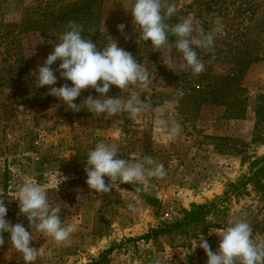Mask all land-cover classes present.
Instances as JSON below:
<instances>
[{"label": "rangeland", "instance_id": "374dc122", "mask_svg": "<svg viewBox=\"0 0 264 264\" xmlns=\"http://www.w3.org/2000/svg\"><path fill=\"white\" fill-rule=\"evenodd\" d=\"M75 2L83 5L74 10L69 5L65 18L43 14ZM166 3L177 9L165 19L170 27L191 18L197 30L193 35L202 29L215 37L211 49H196L205 65L199 74L180 69L181 54L171 32V58L164 50L153 51L150 41L137 43L139 30L128 10L132 0H0V200L8 208L6 219L13 223L10 211L19 209L18 187L30 179L46 190L51 207H60L65 215L62 222L75 226L62 243L33 228L30 246L43 245L51 251L38 257L35 264H87L108 250V264H207L208 257L197 240L204 237L215 252L220 243L217 234L238 220L249 223L254 242L264 241V0ZM84 13L90 24L85 36L81 34L83 38L92 40L98 50L113 39L149 72L147 88L130 85L120 90L112 86L107 93L122 99L138 93L147 105L138 118L127 112L93 116L83 103L89 95L98 97L92 88L82 90L74 101L81 104L82 112H74L49 94V86L36 87L33 73L52 53L69 23H76L75 17ZM35 19H42L46 34L31 26ZM120 24L125 25L123 32L118 29ZM257 55L263 57L254 60ZM19 56H23L25 74L12 81L17 70L10 66ZM60 62L51 66L54 71ZM55 74L58 83L54 87L71 86L59 72ZM232 74L247 88L242 115L204 100L197 107V97L177 95L209 90L215 78ZM154 93L170 97L161 96L153 105ZM174 124L180 129L175 135L171 133ZM101 141L117 146L119 158L135 162L147 156L154 161L150 167L164 165L166 175L146 177L136 185L143 194L158 199V207L125 184L109 193L88 189L86 156ZM250 175V181L225 196L231 182ZM105 183H110L108 177ZM219 197L223 200L217 202L206 222L193 225L198 229L196 236L191 229L142 238L162 222L182 217L184 210ZM130 204L137 211H130ZM203 227H209L205 234ZM3 238L0 264H24L7 233Z\"/></svg>", "mask_w": 264, "mask_h": 264}, {"label": "clouds", "instance_id": "9594fccd", "mask_svg": "<svg viewBox=\"0 0 264 264\" xmlns=\"http://www.w3.org/2000/svg\"><path fill=\"white\" fill-rule=\"evenodd\" d=\"M131 11L133 24L138 31L137 43L151 42L152 50L172 51L169 42V32L175 37V49L180 53L181 70L190 69L199 74L204 71L205 65L198 58L197 48L214 46L213 33L205 34L193 27L191 18L183 19L174 26L165 23L166 18H171L177 11L175 4L166 3V0H132ZM124 24L118 25L123 32ZM83 26L70 22L68 30L55 42L54 50L47 56L42 66H38L35 75L36 87L49 86V94L74 112L81 110L80 105L74 101L81 95L82 90L92 88L98 93L94 98L89 95L83 100L85 109L93 116L114 117L122 112H127L130 117L138 118L147 108L140 99L139 94L133 92L127 99L110 97L107 95L112 86L120 90L130 85L147 88L151 83L147 69L137 62L132 54L118 47L117 42L111 43L98 50L95 43L82 37ZM170 57V56H169ZM171 58V57H170ZM58 68L54 71L52 65L57 62ZM55 72L60 78L71 82L54 87L58 83ZM99 81V84H98ZM182 96L183 92H178ZM179 126L173 125L171 133L178 134ZM117 146L97 143L86 156V184L88 189L95 193H109L121 184H142L146 177H163L166 171L163 164H154L151 157L141 161H129L118 157ZM105 177L110 183H105ZM17 200L19 214L29 222L31 231L26 230L22 223H11L7 217L8 208L4 200H0V245L4 244L3 234L7 233L12 246L22 254L24 264H35L38 257L50 255L51 251L40 246L34 248L32 229L35 228L44 237L51 238L57 243L66 241L75 230L72 224L65 225L60 218V207H51L47 199L46 190L33 180L25 179L18 187ZM130 211H137L134 205H128ZM218 249L211 250L207 240L198 239L207 257V264H264V241L254 242L252 228L245 220H238L219 234ZM196 241V246H197ZM195 246V247H196Z\"/></svg>", "mask_w": 264, "mask_h": 264}, {"label": "trees", "instance_id": "16d2710c", "mask_svg": "<svg viewBox=\"0 0 264 264\" xmlns=\"http://www.w3.org/2000/svg\"><path fill=\"white\" fill-rule=\"evenodd\" d=\"M69 5L70 6L72 5V8L74 10V9H76V7H81L83 4L80 2H75L72 4H66L64 6L60 5L59 9L57 11H50V12L46 11L43 14H45L46 17L51 15L52 17H55V18H59V17L65 18V16L67 15V12H68L67 9H68ZM60 12H62V13H60ZM56 13H57V16H56ZM77 13H79V12H77ZM86 15H87V13H84L82 17H79V15L75 17L76 23L83 26V30H82L81 34L84 36L86 34L85 32L89 30V24H90L88 17ZM66 18H68V17H66ZM42 22H43L42 19H40V20L35 19V20L31 21L30 23H32L31 26H35V28L40 30L41 34L44 35V34H46V31H45L46 26H44V24H42ZM16 38H17V36L15 35L13 37L12 41L14 42ZM262 57H260V55H257L254 57V60H259ZM19 63H20V65H19ZM14 64H17V66L15 67ZM20 66H22V67L20 68ZM10 67H12V69L17 70L16 73L11 77L10 80L17 81L21 77H23L25 74V70H26L25 66H24L23 56L16 57V60L12 63V65ZM231 88H232L231 93H229V90ZM234 88H235V90H234ZM83 91H87V89H85ZM229 94H231L233 96L232 99H229V97H228ZM161 96L165 99L170 97L167 94H161L160 93V95H157L156 93H154L152 95L151 103L153 105H155L157 103V100ZM183 96L184 97L189 96L192 98L197 97V99H198L197 100V102H198L197 107L198 106L200 107L203 104L202 102L206 101L207 103H215V104H219V105H224V106H226V112H228L230 114L235 113V114H239V115H242V113H241L243 111L242 105H244L245 102L248 100L247 88L242 84V82L240 81V79L238 78V76L236 74L227 75L226 77H217L211 83L209 90H198L194 93H183ZM263 100H264V95L261 96V101H263ZM80 112H82V111H80ZM251 178H252L251 175L250 176H244L237 183L231 182L228 185V189L225 193V196H227L231 193H235V191L237 189H239V187L241 185L246 184L248 181H250ZM125 187L129 190H132V191L137 192L140 195H142V198L148 204L152 205L153 207L159 206L158 199H156L152 195L143 194V191L139 187H137L136 185L125 184ZM221 200H223V198L219 197L216 201L211 202V203L194 205L193 209H191L189 211L184 210L182 217L175 219L172 223H163L162 222V226L155 228V229H151V231L149 233H147L142 238L143 239H149L151 237L158 236L160 234H166V233H171V232H181V231L188 232L191 229L195 232V236H196L198 234V229L196 227H193V225H195V223H197L201 220H202V222H206L207 215L211 214V212L216 208L217 202L221 201ZM59 215H60L61 220L65 216L62 213H60ZM10 218H12L13 224L22 223L25 226L26 230H30L29 222L27 221V219L25 217H23V214H21V215L19 214V209H13L12 211H10ZM208 228L209 227H203V229H202L203 234H205L207 232ZM109 253H110V250L103 252L98 259H93L91 262H89L87 264H108Z\"/></svg>", "mask_w": 264, "mask_h": 264}]
</instances>
